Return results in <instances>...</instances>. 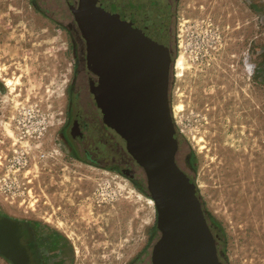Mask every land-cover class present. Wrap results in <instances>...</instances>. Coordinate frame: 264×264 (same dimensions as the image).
<instances>
[{
	"label": "rangeland",
	"instance_id": "374dc122",
	"mask_svg": "<svg viewBox=\"0 0 264 264\" xmlns=\"http://www.w3.org/2000/svg\"><path fill=\"white\" fill-rule=\"evenodd\" d=\"M170 6L171 56L184 58L169 80L177 164L225 235L220 261L264 264V0ZM75 71L42 0H0V216L30 228L38 264H152L157 213L124 142L113 135L104 168L63 148Z\"/></svg>",
	"mask_w": 264,
	"mask_h": 264
},
{
	"label": "water",
	"instance_id": "95a60500",
	"mask_svg": "<svg viewBox=\"0 0 264 264\" xmlns=\"http://www.w3.org/2000/svg\"><path fill=\"white\" fill-rule=\"evenodd\" d=\"M172 18L167 0H81L77 15L88 64L99 76L98 101L146 175L161 232L153 264H223L198 185L175 163L178 135L169 100ZM0 255L26 264L4 246Z\"/></svg>",
	"mask_w": 264,
	"mask_h": 264
},
{
	"label": "flooded vegetation",
	"instance_id": "af4514ba",
	"mask_svg": "<svg viewBox=\"0 0 264 264\" xmlns=\"http://www.w3.org/2000/svg\"><path fill=\"white\" fill-rule=\"evenodd\" d=\"M167 1L170 4V1L175 0ZM80 2L81 0H42L46 15L55 17L59 21V25L64 27L69 34L76 67L73 85L69 93L67 122L61 132L60 139L65 151L73 158L104 168L108 153L113 154V135L120 138L122 142L124 140L110 127L104 107L96 96L99 76L87 61L86 42L77 21ZM127 154L129 153L127 152ZM110 160L112 163L114 162L112 158ZM175 163L185 175L191 177L177 164V153ZM184 163L189 166L191 161L185 158ZM119 171L123 174L124 170ZM127 174L129 175V173ZM129 176L133 179L131 175ZM155 230L159 233L158 242L161 232L157 226ZM0 236L3 237L0 247L4 246L8 251H16L19 256L25 259L26 264H38L39 255L35 239L30 228L25 224L0 216ZM151 263L153 264L152 255ZM11 264H20V262L15 260Z\"/></svg>",
	"mask_w": 264,
	"mask_h": 264
},
{
	"label": "trees",
	"instance_id": "16d2710c",
	"mask_svg": "<svg viewBox=\"0 0 264 264\" xmlns=\"http://www.w3.org/2000/svg\"><path fill=\"white\" fill-rule=\"evenodd\" d=\"M123 155H124V152L122 153V160H123L124 164L128 165V166H132L133 158L130 156V154H128V155L125 154V156L128 158L127 160H125V158H123ZM123 175H125L129 179H131V177L126 173V171H123ZM203 210H204L205 217H206L207 223H208L211 231L213 232V229H215L216 231H219V233L216 232L217 238L215 239L216 240V246H217V253L219 255L220 254V250H219L220 249L219 248L220 242H221V244H223V247H224L225 235H224L222 230H218L215 228V227H217L218 224H217L216 220L213 218V216H211V214L206 209L203 208Z\"/></svg>",
	"mask_w": 264,
	"mask_h": 264
},
{
	"label": "bare ground",
	"instance_id": "6f19581e",
	"mask_svg": "<svg viewBox=\"0 0 264 264\" xmlns=\"http://www.w3.org/2000/svg\"><path fill=\"white\" fill-rule=\"evenodd\" d=\"M174 68L177 71V77L181 75L182 71L184 70V58L182 56H179L175 62H174ZM182 76V75H181ZM1 72H0V82H1ZM8 83V82H7ZM181 107L180 105H176L173 109L174 110H179ZM150 203H152V201L150 199H148Z\"/></svg>",
	"mask_w": 264,
	"mask_h": 264
}]
</instances>
